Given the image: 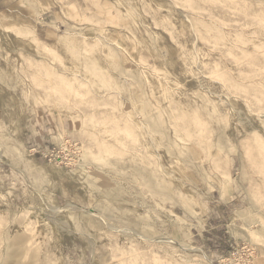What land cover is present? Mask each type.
<instances>
[{
	"label": "rangeland",
	"instance_id": "374dc122",
	"mask_svg": "<svg viewBox=\"0 0 264 264\" xmlns=\"http://www.w3.org/2000/svg\"><path fill=\"white\" fill-rule=\"evenodd\" d=\"M0 264H264V0L1 3Z\"/></svg>",
	"mask_w": 264,
	"mask_h": 264
},
{
	"label": "built area",
	"instance_id": "2783aa9c",
	"mask_svg": "<svg viewBox=\"0 0 264 264\" xmlns=\"http://www.w3.org/2000/svg\"><path fill=\"white\" fill-rule=\"evenodd\" d=\"M54 149L51 150H45L42 153L43 158H50L54 154ZM80 149L78 148L77 144L71 143L70 141H63L61 142L58 152L56 154L57 158H62L66 162V164H70L72 162L73 158L79 157Z\"/></svg>",
	"mask_w": 264,
	"mask_h": 264
},
{
	"label": "crops",
	"instance_id": "0c3cea01",
	"mask_svg": "<svg viewBox=\"0 0 264 264\" xmlns=\"http://www.w3.org/2000/svg\"><path fill=\"white\" fill-rule=\"evenodd\" d=\"M9 1V0H8ZM5 2V0H0V4ZM48 13L51 12V9L47 11Z\"/></svg>",
	"mask_w": 264,
	"mask_h": 264
},
{
	"label": "bare ground",
	"instance_id": "6f19581e",
	"mask_svg": "<svg viewBox=\"0 0 264 264\" xmlns=\"http://www.w3.org/2000/svg\"><path fill=\"white\" fill-rule=\"evenodd\" d=\"M88 141V140H87Z\"/></svg>",
	"mask_w": 264,
	"mask_h": 264
}]
</instances>
